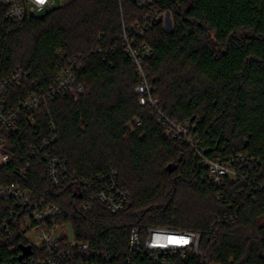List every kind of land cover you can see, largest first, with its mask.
<instances>
[{"label":"trees","instance_id":"obj_1","mask_svg":"<svg viewBox=\"0 0 264 264\" xmlns=\"http://www.w3.org/2000/svg\"><path fill=\"white\" fill-rule=\"evenodd\" d=\"M151 10L168 13L171 30L158 20L142 35L133 32ZM124 35L134 47L150 49L142 69L165 115L178 123L199 118V144L208 158L246 154L256 167L239 171L252 177L264 167V0H150L143 8L131 0H71L20 23L5 20L0 7V81L17 70L28 74L10 90L11 104L47 91L79 56L85 86L76 102L64 97L41 105L33 124L22 113L15 130L0 127L2 150L11 158L0 182L18 181L15 170L29 162L26 185L35 199L62 209L56 222L69 224L74 239L91 250L119 260L128 256L133 227H162L200 233L201 251L213 263L264 264V224L258 225L264 194L237 180L225 186L221 205L194 152L166 136L138 104L140 77ZM135 118L141 124L129 127ZM50 122L57 136L51 153L75 177L57 189L44 163L27 156L47 138ZM108 170L117 172L128 204L114 216L99 204L82 212L80 182ZM12 208L0 201V264H25L35 253L24 232L12 223L9 235L1 228ZM234 209L237 222L219 225L213 242L216 217Z\"/></svg>","mask_w":264,"mask_h":264},{"label":"built area","instance_id":"obj_2","mask_svg":"<svg viewBox=\"0 0 264 264\" xmlns=\"http://www.w3.org/2000/svg\"><path fill=\"white\" fill-rule=\"evenodd\" d=\"M56 1L60 0H0V7L4 8L5 20L20 23L29 17L36 18L51 11L55 8ZM131 1L139 8L150 2V0ZM168 16L166 12L151 10L146 20L142 24H136L132 30L142 35L154 21L161 20L164 23ZM122 40L125 53L140 77V83L135 88L138 104L150 111L156 124L164 130L166 136L194 152L198 157L199 166L207 171L208 184L214 188L216 198L221 205L225 186L228 183H236L237 180L248 181L251 190L264 194V167L258 168L256 176L252 177L249 173L239 171L247 164L256 167L246 154H237L226 160L208 158L205 155L206 151L199 144L197 132L199 118L178 123L165 115L158 99L152 95L142 69L145 59L150 55V49L144 44L134 47L126 35ZM80 61L82 56L70 61L68 66L59 72L56 81L47 91L30 95L17 104L10 103L9 92L13 87L25 84L28 81V74L17 70L3 78L0 81V127L10 131L15 130L22 113L29 114V122L33 124L35 120L33 113L41 105H46L55 99L70 97L76 102L85 91V86L78 79L82 70ZM140 124V120L136 118L128 123L129 127ZM48 129L47 138L30 147L27 156L30 159H40L44 163L48 180L51 186L57 189L69 179L74 180L75 177L68 176L65 162L51 153L57 136L52 122L49 123ZM2 142L0 136V169L11 161L10 156L2 150ZM29 166L30 163L27 162L25 167L15 170L18 181L8 184L0 182V201H10L13 204V208L8 211L7 219L2 221L1 228L9 235L11 233L9 224L12 223L24 232L25 238L28 233H34L33 239L26 238V247L31 248L35 254L25 257V264H111L113 260L117 261L116 264H216L209 261L201 251L200 233L162 227H148L144 230L133 227L128 242V256L125 259L119 260L116 255L91 250L88 243L74 239L72 230L70 237L63 233L66 225L56 222L62 214L59 206L34 198L25 180ZM80 185L84 194L80 209L85 213L99 204L109 215L114 216L125 208L130 199L128 191L120 187L115 170L104 171L93 180L81 181ZM237 220L236 209L231 213L222 212L218 215L211 228L212 241L215 240L219 225L234 224ZM137 258L138 261H135Z\"/></svg>","mask_w":264,"mask_h":264},{"label":"rangeland","instance_id":"obj_3","mask_svg":"<svg viewBox=\"0 0 264 264\" xmlns=\"http://www.w3.org/2000/svg\"><path fill=\"white\" fill-rule=\"evenodd\" d=\"M69 2V0H60V1H56L55 3V7H58V6H61L65 3ZM163 27L164 29H166L167 31L171 30V20L169 18V16L167 18H165L164 20V23H163ZM264 224V217H261L258 219V225L259 226H262ZM63 233L65 235H68L69 237L71 236V228L69 225H66L64 228H63ZM34 237V233L33 232H30L26 235V238L27 239H33Z\"/></svg>","mask_w":264,"mask_h":264}]
</instances>
